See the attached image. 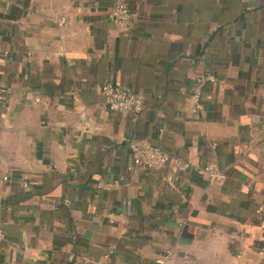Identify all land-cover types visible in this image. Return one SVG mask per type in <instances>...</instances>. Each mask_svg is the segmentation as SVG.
<instances>
[{"label":"crops","instance_id":"1","mask_svg":"<svg viewBox=\"0 0 264 264\" xmlns=\"http://www.w3.org/2000/svg\"><path fill=\"white\" fill-rule=\"evenodd\" d=\"M117 1L0 0V264H264V0Z\"/></svg>","mask_w":264,"mask_h":264},{"label":"built area","instance_id":"2","mask_svg":"<svg viewBox=\"0 0 264 264\" xmlns=\"http://www.w3.org/2000/svg\"><path fill=\"white\" fill-rule=\"evenodd\" d=\"M109 15L111 20L120 24L125 31H129L132 28V12L129 4L125 0L117 1L114 7L111 9ZM65 23L66 18L62 17L60 20V25H64ZM207 81L216 82L217 78L212 74L198 78L199 84H203ZM100 90L107 96L108 109L110 111L137 116L143 111L145 107L144 96L133 88L121 87L112 82H106L100 86ZM195 97H199V93H197ZM130 150L132 157L130 169H133L134 167L151 169L166 164H171L175 169L180 166H189L188 162L183 161L179 157L171 155L169 151L163 149L157 144L150 142L132 140L130 142ZM199 169L202 173L221 184L224 183L226 179V174L221 171L213 161H209L203 165H200ZM3 179L5 181L9 180V172L5 173ZM23 186L27 192H30L32 188V182L24 181ZM99 186L110 187V184H104L101 182ZM3 234L4 229L0 225V241L3 237ZM109 252L112 253L113 249L110 248ZM158 262L163 263L162 260H159Z\"/></svg>","mask_w":264,"mask_h":264}]
</instances>
